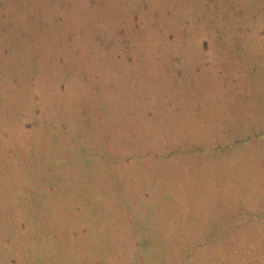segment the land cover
Masks as SVG:
<instances>
[{
	"label": "rangeland",
	"instance_id": "rangeland-1",
	"mask_svg": "<svg viewBox=\"0 0 264 264\" xmlns=\"http://www.w3.org/2000/svg\"><path fill=\"white\" fill-rule=\"evenodd\" d=\"M0 264H264V0H0Z\"/></svg>",
	"mask_w": 264,
	"mask_h": 264
}]
</instances>
